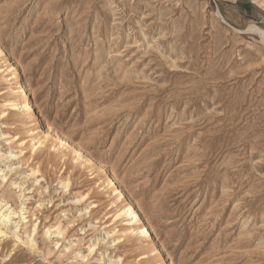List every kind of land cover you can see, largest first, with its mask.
Masks as SVG:
<instances>
[{
    "label": "rangeland",
    "instance_id": "374dc122",
    "mask_svg": "<svg viewBox=\"0 0 264 264\" xmlns=\"http://www.w3.org/2000/svg\"><path fill=\"white\" fill-rule=\"evenodd\" d=\"M263 34L264 0H0V264H264Z\"/></svg>",
    "mask_w": 264,
    "mask_h": 264
},
{
    "label": "bare ground",
    "instance_id": "6f19581e",
    "mask_svg": "<svg viewBox=\"0 0 264 264\" xmlns=\"http://www.w3.org/2000/svg\"><path fill=\"white\" fill-rule=\"evenodd\" d=\"M19 79H20L19 87H16L12 90V95H11L12 102L10 103V106L13 109H16L19 112H21L28 119L34 118L35 116L34 103L28 94L27 80L21 74H19ZM0 171H3V169H0ZM112 182H114V179L112 180ZM116 190L119 193L120 197L123 196L124 194L123 190H121L119 187H117ZM5 213L2 211L0 212V237L13 233V235H15V238L17 240H21V236L17 233V230L13 229V227L10 225L13 212L10 211L6 214ZM122 213L124 214V219H123L124 221L123 225L125 226L124 233L127 235H133L134 236L133 238L136 239L142 238L144 241H150L152 245H154L155 250L160 253V257L166 259V254L164 253V250L160 248L157 243H155L151 229L148 226L144 215L137 208V206H135L133 203L130 202L124 207ZM168 264H175V263L171 260Z\"/></svg>",
    "mask_w": 264,
    "mask_h": 264
}]
</instances>
